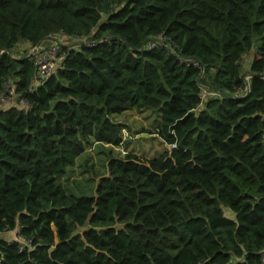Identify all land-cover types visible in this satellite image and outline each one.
<instances>
[{
    "label": "trees",
    "instance_id": "obj_1",
    "mask_svg": "<svg viewBox=\"0 0 264 264\" xmlns=\"http://www.w3.org/2000/svg\"><path fill=\"white\" fill-rule=\"evenodd\" d=\"M47 37L63 58L41 80L16 46ZM9 81L0 233L30 245L0 237V264H260L264 0H0V92ZM128 110L158 114L142 130L158 155L114 153L139 133L115 118ZM90 142L105 170L78 194L62 177Z\"/></svg>",
    "mask_w": 264,
    "mask_h": 264
},
{
    "label": "rangeland",
    "instance_id": "obj_2",
    "mask_svg": "<svg viewBox=\"0 0 264 264\" xmlns=\"http://www.w3.org/2000/svg\"><path fill=\"white\" fill-rule=\"evenodd\" d=\"M56 39L67 43L78 42L76 38L68 39L64 38L62 35H58ZM42 45L47 46L46 41L43 42ZM16 51L20 54H25L28 51L33 53L36 52L35 48L31 50L29 43L25 41H21L16 46ZM251 54H253V52L248 53L246 54V56H244L243 64L245 65V71L248 70L246 66L249 61V55ZM158 117V114H156L155 112H138L137 110H128L116 115V119L128 122V124L132 126L134 134L135 132L139 133L132 137H128L127 135L126 140L129 139L130 142L128 141L129 143L125 142L124 145L114 147V153L116 155H124L127 152L133 151L137 153L142 159L158 155L162 150L165 149L166 144H164L163 141L155 136V133L149 136L140 135L141 133H143L142 130L154 128V119H158ZM98 145L99 144L96 142L87 143L85 152L77 158L75 164L70 167L68 173L62 177L64 181L68 182L69 187L74 189V191H76L78 194L91 195L94 193V188L97 182L94 180V172L89 171L88 167L91 166L94 170L102 172L105 170V155L103 154L102 150H100ZM75 180L78 182L77 184H75ZM226 213H230L229 210H226ZM17 236L19 235L16 230L4 231L0 233V237L11 240L16 239Z\"/></svg>",
    "mask_w": 264,
    "mask_h": 264
},
{
    "label": "built area",
    "instance_id": "obj_3",
    "mask_svg": "<svg viewBox=\"0 0 264 264\" xmlns=\"http://www.w3.org/2000/svg\"><path fill=\"white\" fill-rule=\"evenodd\" d=\"M164 39V36L156 35L146 43L145 47L153 48L158 43H161ZM52 42L54 44L51 46H45L41 44L40 46L35 48L37 63L39 66V77L41 80L46 77L48 78V76L57 68V66L60 65V62L63 58V55L59 54L60 48L57 45L59 42L57 40H52ZM165 45H167V43H165ZM35 83L36 81L33 80L31 88ZM4 86V89L0 92V109L1 107L3 108L6 107V105L11 104V97L15 94V84L13 82L9 81L5 83ZM210 94L216 93H210L209 90L201 91V100L204 101ZM21 103L23 106H26L28 104L25 99H22ZM127 135L128 133L124 129V138L127 137ZM170 146L174 147L175 144L172 143ZM16 239L24 242L26 245H30V241L25 237L17 236ZM260 264H264V248L260 251Z\"/></svg>",
    "mask_w": 264,
    "mask_h": 264
},
{
    "label": "water",
    "instance_id": "obj_4",
    "mask_svg": "<svg viewBox=\"0 0 264 264\" xmlns=\"http://www.w3.org/2000/svg\"><path fill=\"white\" fill-rule=\"evenodd\" d=\"M44 40H52V38H51V37H47V38H45ZM44 40H41V41L35 46V48H37L38 46H40V45L44 42ZM147 42H148V41H146V42L144 43V45L140 48L141 51H143V50L145 49V45H146ZM248 77H250V73L247 72V73L244 75V78H245V79H248ZM140 135H143V136H149L150 134H149V133H145V132H143V133H141Z\"/></svg>",
    "mask_w": 264,
    "mask_h": 264
},
{
    "label": "crops",
    "instance_id": "obj_5",
    "mask_svg": "<svg viewBox=\"0 0 264 264\" xmlns=\"http://www.w3.org/2000/svg\"><path fill=\"white\" fill-rule=\"evenodd\" d=\"M254 51H253V54H251V55H249V61H248V63H247V68H249V63H250V61H251V59L253 58V55H254ZM246 56V55H245ZM14 104V103H13Z\"/></svg>",
    "mask_w": 264,
    "mask_h": 264
},
{
    "label": "clouds",
    "instance_id": "obj_6",
    "mask_svg": "<svg viewBox=\"0 0 264 264\" xmlns=\"http://www.w3.org/2000/svg\"><path fill=\"white\" fill-rule=\"evenodd\" d=\"M126 130V129H125ZM127 131V130H126ZM128 133V132H127Z\"/></svg>",
    "mask_w": 264,
    "mask_h": 264
}]
</instances>
